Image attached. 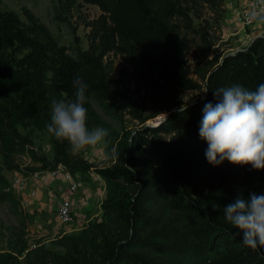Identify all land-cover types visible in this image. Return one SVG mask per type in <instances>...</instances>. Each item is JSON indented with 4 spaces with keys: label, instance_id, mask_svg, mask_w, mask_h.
Here are the masks:
<instances>
[{
    "label": "trees",
    "instance_id": "1",
    "mask_svg": "<svg viewBox=\"0 0 264 264\" xmlns=\"http://www.w3.org/2000/svg\"><path fill=\"white\" fill-rule=\"evenodd\" d=\"M211 8L223 0H200ZM77 0H68L72 7ZM100 14L86 26L88 46H60L34 14L0 8V202L16 217L10 228L0 221L5 251L0 264H264V247L252 250L224 217V208L238 197L264 194V170L233 165L213 166L205 158L207 144L199 137L206 103L213 93L241 85L255 90L264 83V35L245 47L215 56L201 77L202 96L188 104L171 103L157 125H144L124 138L87 104L89 127L109 130L110 146L101 167L73 153L67 141L47 131L51 99H74L73 80L87 84L86 95L105 113L124 112L144 123V96L120 87L132 72L135 83L151 93L165 85L197 88L188 75V42L181 23L191 28L189 0H80ZM113 56L124 66L114 78ZM152 116V115H151ZM150 116V117H151ZM154 116V115H153ZM19 128H22L21 131ZM35 131L49 135L51 155L33 141ZM28 164L22 167L18 157ZM62 164L72 175L102 176L106 197L99 220L74 233H61L54 248L24 237L21 197L3 171L31 174ZM26 215V214H25Z\"/></svg>",
    "mask_w": 264,
    "mask_h": 264
},
{
    "label": "rangeland",
    "instance_id": "2",
    "mask_svg": "<svg viewBox=\"0 0 264 264\" xmlns=\"http://www.w3.org/2000/svg\"><path fill=\"white\" fill-rule=\"evenodd\" d=\"M67 1L0 0V8L13 9L20 14L22 19H24L22 9L26 8L30 10L49 30L57 43L60 46L67 47L68 52L72 54V47L76 44L81 49L87 48L90 28L86 26V22L95 19L100 14V10L95 5L82 3L80 0H77L74 6L69 7L67 6ZM245 1L223 0L220 4L217 3L216 7L211 8L200 0H189L186 6L189 8L191 28H185L181 23L180 37L185 38L189 46V51L185 57L186 65L190 71L188 78L198 87L184 88L182 86L165 85L163 80L160 79L158 80V84L161 85L162 93H151L138 86L133 79L132 72L128 71L122 77L120 87L125 89L128 94H138L140 97H145L143 115L149 118L144 123H141L127 112H124L120 117L118 115H109L105 113L98 103L92 101L91 104L94 111L112 130L114 136L124 138L130 134H134L144 125H157L166 117L168 113L166 112V107L171 103L180 102L188 104L204 94V81L201 74L210 68L215 56L221 58L222 55L228 52L245 47L261 33V25L254 23L249 27L236 22L235 15L237 10L241 8H247L252 12L256 10L255 6H251L248 1L245 3ZM260 8L264 9V0H262ZM112 58L115 62L114 78L117 79L120 74L119 69L124 66V63L120 56H113ZM19 129L23 131L22 128ZM33 141L36 147H39L48 156L51 155L49 135L47 133L35 131ZM83 156L88 162L99 168L102 166L101 162L107 158V153L104 151H87L83 153ZM17 160L22 167L28 164V159L24 156L18 157ZM3 172L7 174L8 178H11L15 174V171ZM30 176H34L32 180H42L43 178L42 182L47 180L38 172L31 173ZM18 177L20 176L15 178ZM82 180H84L83 177ZM101 189H103L102 193L94 197L91 196L89 198L83 195L82 199L79 198L81 201L78 199V196L76 199H73L72 219L68 222L59 220L55 215V211L48 212V209H43L39 213L32 210L26 211L20 203V209L25 217L24 237L30 247L39 242L44 243L49 248H54L52 240L57 235L77 232L88 221L99 220L102 215L101 203L106 197L105 185L101 186ZM23 192L24 185L20 191H15L20 197H22ZM88 194H92V192L89 191ZM53 196H57L55 200L58 201L62 194L53 193ZM85 212L88 213L85 216V218L87 217L86 219L79 214ZM0 221L10 228L17 226L16 217L10 212L7 202H0ZM5 248L4 241L0 239V253L5 251Z\"/></svg>",
    "mask_w": 264,
    "mask_h": 264
},
{
    "label": "clouds",
    "instance_id": "3",
    "mask_svg": "<svg viewBox=\"0 0 264 264\" xmlns=\"http://www.w3.org/2000/svg\"><path fill=\"white\" fill-rule=\"evenodd\" d=\"M249 20L264 25V9L257 7ZM74 99H51L47 131L57 140L67 141L73 153L104 151L110 146L109 130L89 127L87 84L79 76L73 80ZM204 92H207L205 90ZM215 104L203 107L199 137L207 144L205 158L213 166L227 160L233 165H251L264 170V83L255 90L241 85L221 88L214 93ZM225 219L241 235L242 244L252 250L264 247V194L238 197L224 210Z\"/></svg>",
    "mask_w": 264,
    "mask_h": 264
},
{
    "label": "crops",
    "instance_id": "4",
    "mask_svg": "<svg viewBox=\"0 0 264 264\" xmlns=\"http://www.w3.org/2000/svg\"><path fill=\"white\" fill-rule=\"evenodd\" d=\"M247 1V0H246ZM245 1V3H246ZM13 174V173H12ZM7 176V174L5 173ZM31 174H20L18 172H15V174L11 178H7L11 181L13 178L20 176L18 178L22 179L24 181V192L22 194V201L24 202L25 210L26 211H36L37 213L41 212L43 209H48V212L55 211V215L57 216V207L60 201L64 198H68L71 201V207L73 204V199H76L78 196V199H82L83 195L87 197L96 196L99 195V193H102L101 186H103V183H98L94 180L93 175L94 172H89L88 174H76L75 178L78 180L79 186L76 191L71 192L69 190V181L65 180L62 176H55V177H47L44 174H41L44 176L47 180L45 182H42L44 178L41 180L34 179V176H30ZM30 176V177H29ZM82 177L84 180H82ZM91 191L92 194H88V192ZM54 194H62L60 196V199L58 201L55 200ZM84 196V197H85ZM100 196L103 198V196L100 194ZM79 199V200H80ZM56 201V205L54 204ZM81 201V200H80ZM73 211V209H72ZM81 216L85 218V216L88 215L87 212L85 213H79ZM57 218V217H56ZM87 218V217H86ZM85 218V219H86ZM83 220V218H82Z\"/></svg>",
    "mask_w": 264,
    "mask_h": 264
},
{
    "label": "built area",
    "instance_id": "5",
    "mask_svg": "<svg viewBox=\"0 0 264 264\" xmlns=\"http://www.w3.org/2000/svg\"><path fill=\"white\" fill-rule=\"evenodd\" d=\"M251 6H255L256 8L261 6L262 0H247ZM231 4V3H230ZM252 13L247 8H241L237 10L235 15L236 22L242 24L243 26H252L254 23L249 20V16ZM261 33L259 35H264V25H261ZM39 174H44L47 177H55V176H62L65 180L69 181V190L71 192H74L77 190L79 183L78 180L75 178V175H72L69 171L66 170V168L62 164H58L54 169L46 170L42 172H38ZM93 178L98 183H103L105 185V182L101 175L94 173ZM11 188L14 189V191H20L24 185V182L20 178H14L10 181ZM21 205L24 207L25 204L23 201H21ZM57 217L61 221H71L72 219V207H71V201L68 198H64L60 201L57 207Z\"/></svg>",
    "mask_w": 264,
    "mask_h": 264
}]
</instances>
